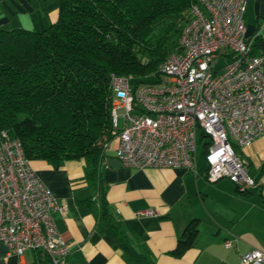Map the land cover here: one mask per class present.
<instances>
[{
	"label": "built area",
	"instance_id": "2783aa9c",
	"mask_svg": "<svg viewBox=\"0 0 264 264\" xmlns=\"http://www.w3.org/2000/svg\"><path fill=\"white\" fill-rule=\"evenodd\" d=\"M246 2L195 0L185 11L174 51L158 67V83L110 74L115 145L103 144L100 169L109 168L111 150L128 168L195 171L202 146L209 182L226 178L240 192L257 187L238 152L261 135L264 116V56L253 52L254 35H246ZM220 58L226 63L218 66ZM64 210L31 167L21 141L1 130L0 241L8 255L33 250L49 264H69L70 244L52 217ZM239 264H264V252L252 247Z\"/></svg>",
	"mask_w": 264,
	"mask_h": 264
},
{
	"label": "trees",
	"instance_id": "16d2710c",
	"mask_svg": "<svg viewBox=\"0 0 264 264\" xmlns=\"http://www.w3.org/2000/svg\"><path fill=\"white\" fill-rule=\"evenodd\" d=\"M57 2V19L42 30H0V131L18 138L30 161L57 168L84 159L87 178L99 184L101 223L134 264H155L122 242L124 230L103 199V144L113 139L110 74L158 83V67L177 45V18L195 0ZM157 23L158 31L142 36ZM253 52L264 54V38L255 37ZM196 235L192 221L172 254L180 256Z\"/></svg>",
	"mask_w": 264,
	"mask_h": 264
},
{
	"label": "crops",
	"instance_id": "0c3cea01",
	"mask_svg": "<svg viewBox=\"0 0 264 264\" xmlns=\"http://www.w3.org/2000/svg\"><path fill=\"white\" fill-rule=\"evenodd\" d=\"M57 5L51 10L40 7L39 17L40 0H0V30L8 25L24 28L20 16L27 21L34 16L44 25L52 23L58 16ZM3 11L14 15L13 20ZM245 23L248 36L264 38V0H247ZM238 152L257 182V187L246 193L226 178L206 179L203 149L196 154L195 171L122 165L100 169L103 199L126 235L122 242L145 252L155 264H239L241 255L254 247L249 237L264 214V116L261 135ZM109 155L114 158L113 151ZM30 165L65 207L63 213L54 212L52 217L62 239L70 244L69 264H134L99 220V184L87 178L84 159L66 160L57 168L42 159L31 160ZM149 209L154 211L152 215H136ZM192 221L197 235L177 257L172 251ZM0 264L49 262L33 250L20 257L8 255L7 245L0 241Z\"/></svg>",
	"mask_w": 264,
	"mask_h": 264
},
{
	"label": "rangeland",
	"instance_id": "374dc122",
	"mask_svg": "<svg viewBox=\"0 0 264 264\" xmlns=\"http://www.w3.org/2000/svg\"><path fill=\"white\" fill-rule=\"evenodd\" d=\"M2 2H3V1H2ZM56 2H57V0H40L41 6H38L39 17H41V15H42V13H41L42 10H41L40 7H42V9H43L44 7H47L49 10H51L54 6H56ZM37 4H38V3H37ZM1 7H3V6H1ZM188 7H189V6H188ZM188 7L184 8V9L182 10V12H181V16H178L179 18H177L178 20H180V17L183 16V18L180 20V21H181V27H182V25H183V23H184V20H185V11L187 10ZM44 10H45V9H44ZM45 12H46V10H45ZM3 13H4V15L6 14L4 11H3ZM2 16H3V15H2ZM5 16H6V18L9 19V20H13V18H14V15L11 16L10 14L5 15ZM19 19L21 20V21L19 22V24L22 23V26H23L24 28H27V29L42 30V29L45 27L44 22H42V21H38L39 18H34V16H33L32 20L29 19V21H27L28 19H26L25 17H22V16H20ZM22 21H23V22H22ZM167 21H168V20H166V21L164 22V24H166ZM31 22H32V23H31ZM179 23H180V22H179ZM162 25H163V24H162ZM13 26H14V25H13ZM13 26L8 25V29L13 28ZM160 27H161V25H160L159 23H157V24H155V25H153V26H150V27L146 28V29L142 32V36H143V37H146V36H148L149 34L158 31ZM181 27L179 28L178 36H179L180 30H181ZM246 35H247V33H246ZM247 36H248V35H247ZM177 38H178V37H177ZM225 63H226V60H225L224 58H220V59L218 60V63H217V64H218V66H219V65H222V64H225ZM122 122H123L122 117L119 116V117H118L119 127L122 126ZM197 138H198V141H199V145H202V143H201V141H200V138H201V134H200V133H198ZM113 140H114V137H113L112 141H113ZM203 140H205V138H204ZM202 149H203V147L200 146V148H199L198 151H197V152H198L197 154H199V153L202 151ZM257 221H258V222H257V225H255V228H253L254 233L251 234V236L249 237V239L252 240L251 242H253L254 248L260 249V250H262V251L264 252V214H263V216H262V218H261V222H260V219H259V218L257 219Z\"/></svg>",
	"mask_w": 264,
	"mask_h": 264
},
{
	"label": "water",
	"instance_id": "95a60500",
	"mask_svg": "<svg viewBox=\"0 0 264 264\" xmlns=\"http://www.w3.org/2000/svg\"><path fill=\"white\" fill-rule=\"evenodd\" d=\"M109 165L111 167H117V166H120L121 164L117 159L113 158V159H110Z\"/></svg>",
	"mask_w": 264,
	"mask_h": 264
}]
</instances>
